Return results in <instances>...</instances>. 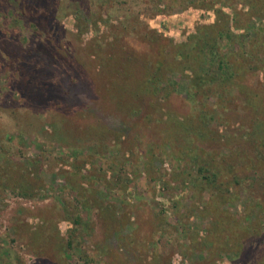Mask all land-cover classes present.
<instances>
[{
	"label": "rangeland",
	"instance_id": "1",
	"mask_svg": "<svg viewBox=\"0 0 264 264\" xmlns=\"http://www.w3.org/2000/svg\"><path fill=\"white\" fill-rule=\"evenodd\" d=\"M263 3L0 0V264H264Z\"/></svg>",
	"mask_w": 264,
	"mask_h": 264
},
{
	"label": "trees",
	"instance_id": "2",
	"mask_svg": "<svg viewBox=\"0 0 264 264\" xmlns=\"http://www.w3.org/2000/svg\"><path fill=\"white\" fill-rule=\"evenodd\" d=\"M263 2H264V0H263ZM262 8L264 9V3H263V6H260V9H262ZM237 13L239 14V11H234V13H233L234 18L237 15ZM229 32H230V30H229ZM230 34L231 33H228L229 36H230ZM211 46L213 47V44ZM214 48H215V46H214ZM213 52L215 53V55H217L216 53H219V48H215L213 50ZM217 62H218V68L217 69H219V70L214 69V72L215 73L218 72L221 77L225 78L227 75H231L232 72H234V69L230 66V64H228L226 62V60H224L223 56H219V58L217 59ZM261 125L264 128V120H262Z\"/></svg>",
	"mask_w": 264,
	"mask_h": 264
}]
</instances>
